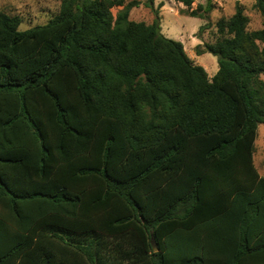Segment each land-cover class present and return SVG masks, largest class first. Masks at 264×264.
I'll return each instance as SVG.
<instances>
[{
    "label": "trees",
    "instance_id": "trees-1",
    "mask_svg": "<svg viewBox=\"0 0 264 264\" xmlns=\"http://www.w3.org/2000/svg\"><path fill=\"white\" fill-rule=\"evenodd\" d=\"M153 1L151 23L140 0H61L24 30L0 10V264H264V24L219 18L209 77Z\"/></svg>",
    "mask_w": 264,
    "mask_h": 264
},
{
    "label": "rangeland",
    "instance_id": "rangeland-1",
    "mask_svg": "<svg viewBox=\"0 0 264 264\" xmlns=\"http://www.w3.org/2000/svg\"><path fill=\"white\" fill-rule=\"evenodd\" d=\"M130 0H124V3ZM133 7L129 12V19L151 23L155 13L151 7L142 4ZM207 0H194L192 8L197 3L205 5ZM214 7L207 13L206 18L193 17L180 13L179 9L184 5L178 4L175 0H154L153 9L158 10V21L160 31L168 38L180 41L184 51L190 60L202 66L209 77H212L218 69V58L216 55L204 51L197 53V47L204 43H213L217 39L215 27L216 21L221 18L230 17L235 11L236 3H240L244 9L243 13L248 17L247 29H259L264 24V18L254 7V0H211ZM61 0H0V10L10 14H16L21 18L19 29L24 30L38 24L46 23L59 10ZM122 6L113 7L112 14H115ZM208 24L207 28L198 33L201 25ZM264 81V73L260 75ZM254 161L260 173L264 174V124L257 126L255 138Z\"/></svg>",
    "mask_w": 264,
    "mask_h": 264
},
{
    "label": "water",
    "instance_id": "water-1",
    "mask_svg": "<svg viewBox=\"0 0 264 264\" xmlns=\"http://www.w3.org/2000/svg\"><path fill=\"white\" fill-rule=\"evenodd\" d=\"M156 250V248H154Z\"/></svg>",
    "mask_w": 264,
    "mask_h": 264
}]
</instances>
